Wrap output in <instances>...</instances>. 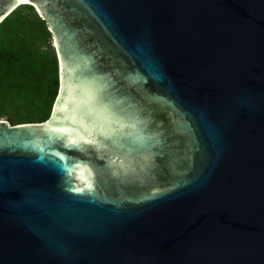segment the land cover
<instances>
[{
    "label": "water",
    "instance_id": "obj_1",
    "mask_svg": "<svg viewBox=\"0 0 264 264\" xmlns=\"http://www.w3.org/2000/svg\"><path fill=\"white\" fill-rule=\"evenodd\" d=\"M22 5L60 88L0 120V264H264V0Z\"/></svg>",
    "mask_w": 264,
    "mask_h": 264
},
{
    "label": "trees",
    "instance_id": "obj_2",
    "mask_svg": "<svg viewBox=\"0 0 264 264\" xmlns=\"http://www.w3.org/2000/svg\"><path fill=\"white\" fill-rule=\"evenodd\" d=\"M22 5L0 25V120L2 103L27 104L19 116H9L12 124L44 122L49 119L59 93V61L57 54L43 47L51 44L52 34L47 23L35 13L23 14ZM50 36V37H49ZM19 82L26 83L22 87Z\"/></svg>",
    "mask_w": 264,
    "mask_h": 264
},
{
    "label": "rangeland",
    "instance_id": "obj_3",
    "mask_svg": "<svg viewBox=\"0 0 264 264\" xmlns=\"http://www.w3.org/2000/svg\"><path fill=\"white\" fill-rule=\"evenodd\" d=\"M28 13H30V17H35V13L36 15L40 16L37 11L35 13L31 12L29 9H25L23 11V14H28ZM43 47L48 49L49 52H51L52 54L53 53L57 54L53 37H52L51 44L48 43L47 40H45L43 43ZM18 84L20 87H22L24 84L26 85V83H22V82H19ZM1 104H2V107H1L2 118L4 120H7L9 116H15V117L19 116L21 113H24L28 109L27 104L25 102L23 104H18L17 102L14 103L12 100H7L6 104L2 102Z\"/></svg>",
    "mask_w": 264,
    "mask_h": 264
},
{
    "label": "flooded vegetation",
    "instance_id": "obj_4",
    "mask_svg": "<svg viewBox=\"0 0 264 264\" xmlns=\"http://www.w3.org/2000/svg\"><path fill=\"white\" fill-rule=\"evenodd\" d=\"M37 11V10H36Z\"/></svg>",
    "mask_w": 264,
    "mask_h": 264
}]
</instances>
